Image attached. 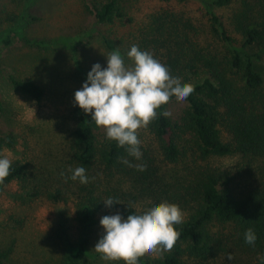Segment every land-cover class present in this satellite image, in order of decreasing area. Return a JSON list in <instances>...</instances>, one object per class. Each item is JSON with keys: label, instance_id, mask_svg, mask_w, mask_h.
I'll list each match as a JSON object with an SVG mask.
<instances>
[{"label": "trees", "instance_id": "trees-1", "mask_svg": "<svg viewBox=\"0 0 264 264\" xmlns=\"http://www.w3.org/2000/svg\"><path fill=\"white\" fill-rule=\"evenodd\" d=\"M125 1H98L92 9L96 22H131ZM234 1L207 0L211 41L204 38L203 42L198 28L173 13L164 11L153 19L139 54L142 58V48L155 50L152 60L144 62L151 70L160 54L155 69L157 77L164 78L161 86L126 103L112 97L105 85L98 86V96L118 118L119 132L111 130L101 137L100 119L91 110L94 88L89 84L77 98L64 169L46 178L37 174L30 161L14 160L1 170L0 187L18 186L15 201H72L76 209L77 239L71 240L66 220L60 221L55 235L63 246L62 254L56 263L41 264H82L95 213L110 211H118L126 223V232L118 236L114 231L118 240L131 235L137 242L123 264H186L188 259L208 264L229 253L254 257L257 264H264V75L258 66L264 55V0H240L232 11L228 25L240 40L212 10ZM103 39L110 50L122 44L118 38ZM214 41L222 44L223 52L214 49ZM254 47L257 50L250 52ZM198 71L205 76L193 83L191 75ZM7 78L31 99L43 98L45 90L36 81L13 74ZM177 100H184L186 107L173 117L167 108ZM132 119L142 120L164 161L181 165V174L171 182L157 179L146 156L138 152ZM15 141L11 134L0 135V150H13ZM188 155L194 157L193 162H186ZM231 155L241 157L244 187L236 184L230 171L210 162L213 157ZM122 179H128L125 189ZM136 194L150 201V212L183 213L167 230L150 235L149 239L154 236L169 244L161 256L146 257L143 240L137 238L142 214L134 205ZM1 214V227L21 229L25 224L22 215L5 209ZM13 244L14 240L0 248V264H16Z\"/></svg>", "mask_w": 264, "mask_h": 264}, {"label": "rangeland", "instance_id": "rangeland-1", "mask_svg": "<svg viewBox=\"0 0 264 264\" xmlns=\"http://www.w3.org/2000/svg\"><path fill=\"white\" fill-rule=\"evenodd\" d=\"M98 1L0 0V135L11 134L16 139L13 150H0V172L14 160L30 161L37 174L46 178L64 169L77 98L89 84L94 88L91 110L100 119L101 137L111 130L119 132L118 118L98 96V86L100 83L105 85L112 97L125 103L135 96L146 97L161 86L164 78L157 77L155 69L161 59L160 54H157L151 70L144 62L152 60L154 49L142 48L141 58L139 48L142 39L150 32L153 19L162 12L180 16L199 29L203 42L204 38L211 41L207 0H126L124 9L131 22L115 21L111 24L96 22L92 9ZM239 1L212 8L238 40L240 37L228 22ZM103 36L121 39L122 44L110 50ZM212 44L217 52L224 51L220 42ZM256 50V47L249 49L250 52ZM261 56L258 66L264 75V55ZM9 74L42 85L45 90L43 98L37 102L17 91L7 78ZM204 76L202 71H198L191 75V81L200 82ZM185 107L184 100H177L168 106L167 112L176 117ZM132 130L137 135L138 152L146 156L149 169L156 171L157 179L162 178L168 183L174 175L181 174V165L162 159L157 143L141 119H132ZM193 160L194 157L188 155L186 162ZM210 162L230 171L236 177V184L244 187L246 174L241 170L240 156L213 157ZM127 181L122 179L123 189L127 188ZM17 191L18 186L13 183L0 187V215L5 209L25 217L21 229L0 225V248L14 240L12 262L56 263L63 247L55 235L59 222L66 220L71 240L78 237L73 202L54 203L37 198L29 204H21L13 199ZM122 199L128 201L127 197ZM149 202L136 194L134 205L142 214V231L137 238L143 240L146 257H158L170 246L161 238L153 236L149 239L150 235L155 230H167L169 223L179 219L183 213L170 209L150 212ZM114 231L119 232L118 236L126 232V223L119 212H96L82 264H123L124 257L137 242L131 235L119 241ZM109 244L115 246L109 247ZM225 256L208 264H257L254 257L248 259L235 253ZM203 263L205 261L186 260V264Z\"/></svg>", "mask_w": 264, "mask_h": 264}]
</instances>
